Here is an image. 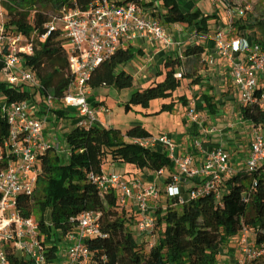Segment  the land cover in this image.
I'll use <instances>...</instances> for the list:
<instances>
[{
    "label": "trees",
    "instance_id": "obj_1",
    "mask_svg": "<svg viewBox=\"0 0 264 264\" xmlns=\"http://www.w3.org/2000/svg\"><path fill=\"white\" fill-rule=\"evenodd\" d=\"M11 9L7 18L18 31L35 41L34 55H25L26 63L42 78V89L60 99L71 80V72L60 30L54 26L47 32L46 24L54 21L63 9L77 7L87 9L94 0H7ZM135 1L144 11L156 17L163 25L180 24L193 27L196 33L210 31L218 20V13L203 12L194 0L193 6L182 11L177 0H122ZM230 7L232 5L230 4ZM236 29L264 50V10L251 13L249 10L235 22ZM248 28H256L260 36L246 34ZM131 43L118 47L108 58L101 61L90 73L86 85L91 88L113 87L116 90L131 89L123 102L125 112L139 107L144 115L171 112L175 106L174 91L185 81L203 86L201 71L207 70L203 56L204 48L193 42L181 50L180 56L167 55L159 64L156 77L148 85L134 83L130 72L124 69L136 54ZM179 73L180 77H175ZM0 94L9 100L27 97L25 91H13L0 82ZM202 108L209 114L217 112V101L209 93L201 94ZM160 100L158 110L147 112L152 100ZM177 101L186 104L179 95ZM58 102V101H57ZM99 103L93 104L97 106ZM144 111V112H143ZM242 120L264 128V105L255 102L240 104ZM54 121L60 118L74 119L64 109L54 111ZM5 133V122L0 113V141ZM151 133L142 125H133L122 132L119 128L104 127L98 122L87 128L73 124L64 140L73 149L76 163L65 166L52 146L41 158V171L30 196H19L17 207L25 217H36L47 245V260L54 263L61 253L59 241L70 231L81 212H98L100 234L87 238L85 244L90 256L85 264H216L219 249L243 228L253 235V243L261 253L250 263L264 264V162L252 172L233 171L220 187V198L200 195L197 198L178 202L176 197L167 198L164 207L156 209L153 232L157 233L155 244L142 251L144 244L137 243L131 230L132 217L125 215L112 191L99 192L88 180L90 171L99 172L103 161L131 164L139 170L158 171L171 168V162L159 149L148 151L133 142V139ZM170 182V177L166 180ZM48 210L49 224L44 223ZM134 217V216H133ZM156 230V231H155ZM10 264H30L29 261L8 253Z\"/></svg>",
    "mask_w": 264,
    "mask_h": 264
},
{
    "label": "built area",
    "instance_id": "obj_2",
    "mask_svg": "<svg viewBox=\"0 0 264 264\" xmlns=\"http://www.w3.org/2000/svg\"><path fill=\"white\" fill-rule=\"evenodd\" d=\"M212 1L228 11L227 24L217 25L212 32L215 58L226 64L240 104L264 105V50L237 31V19L231 17L229 0ZM6 5L11 7L7 0H0V82L13 91H25L28 96L9 100L0 94V113L5 122V133L0 141V264H10L8 253L30 264H85L90 256L85 240L100 234L98 212L86 210L71 218L74 226L63 236L64 254L59 253L57 260L49 263L48 244L42 241L40 225L34 217L20 213L17 198L33 193L42 155L52 147L44 131L54 116L55 104L60 103L65 111H74L78 126L89 127L98 121V112L106 110L103 106L95 108L88 101L86 81L91 71L125 42L143 40L169 47L171 37L164 25L135 1L94 0L84 10L63 9L54 21L46 24L47 32L39 36L40 40L44 39L57 26L66 40L64 47L71 80L58 100L49 93H39L42 78L24 58L35 53L33 35L27 36L9 23ZM246 10L247 7L233 8L239 18ZM175 77L180 74L176 73ZM197 116L193 109L188 110L187 118L191 123L197 122ZM259 129L255 126L253 130L245 161L246 172H252L264 162V136ZM133 142L148 151L159 149L169 158L174 174L169 175L165 194L167 198L176 197L180 203L208 194L219 199L222 182L233 173L229 154L222 145L205 149L201 137L193 138L189 145L202 155L198 164L191 151L177 153V144L169 134H151L135 138ZM105 163L103 161L99 172L90 171L88 180L99 192H114L119 207L131 202L135 233L137 236L150 233L155 224L150 201L159 200L160 188L154 183H143L139 177L128 178L112 167L105 169ZM164 169L155 173L161 175ZM44 223L50 222L44 220ZM247 232L243 228L238 234L244 236ZM260 253L261 249L250 251L248 261ZM239 254L235 249L234 257L238 260Z\"/></svg>",
    "mask_w": 264,
    "mask_h": 264
},
{
    "label": "rangeland",
    "instance_id": "obj_3",
    "mask_svg": "<svg viewBox=\"0 0 264 264\" xmlns=\"http://www.w3.org/2000/svg\"><path fill=\"white\" fill-rule=\"evenodd\" d=\"M115 1H122V0H115ZM190 1V0H179V3L182 8L185 7V4ZM192 3H194V0H191ZM197 1V0H196ZM198 2H201V7L202 10L204 11H209L212 12L213 10H216L218 13V20L219 22H216L213 25H219V26H225L228 22V11L224 8L221 7L220 4H217L213 2L212 0H199ZM229 3L232 5L231 9V17L236 20L239 18L238 14L233 12V8L235 6L239 7H247L249 12L251 13H256L258 11L264 10V0H229ZM11 7L6 5V10L7 12L10 11ZM156 18V17H155ZM215 27H211L210 31H213L216 29ZM165 28L169 31V34L172 35L174 38L177 39L176 35V30L175 29H169L167 26ZM238 31V30H237ZM250 36L252 37H258L260 36V31L256 28H248L245 30ZM193 33L196 34V36H191L193 37L192 40L193 42H203L206 39V34H209L212 36V33H209V31L206 32V34H199L196 33L193 30ZM204 35L205 38H202ZM60 40L63 45L66 44L65 37L60 35ZM176 41L179 42V45L177 46L180 50L184 49L185 46L181 44V40L178 38ZM185 42L188 43V40ZM192 43V41L190 42ZM127 44V42L124 43V45ZM186 44V43H185ZM139 51L142 52V54L139 55L140 58H137L136 61L133 62V69L132 72L135 75L134 83L136 86H146L148 85L151 81H153L156 77V75H153L150 71L152 67H154L155 63V57L154 58H149V55H146L144 57V50L142 48H138ZM149 64V65H147ZM213 70V69H210ZM201 75H204L206 72L202 73L200 72ZM206 75V74H205ZM210 75V74H209ZM211 77V76H210ZM209 77V78H210ZM225 81V80H224ZM226 82V81H225ZM202 86L190 84L189 82L185 81L183 82L175 91L172 99L175 101V106L171 112H161L158 114H150V115H144L142 111H138L139 107H135L134 110H130L128 112L124 111L123 108V102L127 99L129 92L131 89H122V90H116L113 87H99L95 90H92L91 88L86 89V93L88 97H108L107 104L109 106V111L107 105L104 103L100 106H103L106 110L98 112L97 116L101 117V119L106 120L112 124L113 127H119L123 128L128 126L130 122H141L144 123L145 128L148 130L152 131L154 134L158 132H171L174 131L175 128L177 127L175 120L178 118L179 119V125L181 127L180 130H183V123L185 122H191L187 118V112L189 109H193L194 113H196L197 116V122L200 123L201 127H207V128H213V127H227L228 124L232 125L230 127L226 128V131L224 132V135H221V139L224 141L229 140V137L238 133L239 130L238 128L242 127V125H239L240 121H243L240 118V113H239V106L240 102L238 98L234 96L232 93V84L230 82H226L224 86H214V92H213V99H217L218 103L221 100H224V102H220L218 106L219 109L217 110V113L215 115H207L204 111L203 108L201 107V99L199 93L202 91ZM222 89H227L226 92H224ZM179 95H183L186 100V104L182 105L180 102L177 101V98ZM231 96V97H230ZM237 96V95H236ZM200 102V103H199ZM161 101L156 99L152 100L150 102V105L146 111L151 112L155 108H159ZM100 104V103H99ZM98 104V105H99ZM227 104V105H226ZM98 106L97 108H99ZM96 107V106H95ZM62 105L60 103L55 104V110L61 109ZM63 109V108H62ZM100 109V108H99ZM144 112V111H143ZM66 114L73 115L75 116L76 113L74 111L67 110ZM55 117V114L54 116ZM140 117L145 118V119H140ZM72 119V118H71ZM75 119V118H74ZM72 119V120H74ZM181 119H186L184 122L181 121ZM188 119V120H187ZM137 125V124H136ZM70 117L69 118H60L57 122L53 120L52 126L50 125V129L48 130L46 128V139L50 142V144L55 148L56 152L59 154L61 157L62 161L64 162L65 166L69 165H74L76 163V158H75V153L77 149L70 148L65 140V134L67 130L70 128ZM255 127V126H254ZM251 123H247V131L244 135H247L245 138L241 139L242 144H243V149L241 154H234V151H232V154L230 158L232 157V169L233 171H239V170H244L245 167V161L248 157L249 153V145L251 143V137L253 133V128ZM260 127L259 131L260 133L264 136V128L262 126ZM178 130V131H177ZM176 132L177 134L180 132L179 129H177ZM188 134L182 135V138L180 142H184L183 139L187 136ZM224 143V144H223ZM222 143V147L225 148L226 142ZM220 144V143H219ZM232 149V147H230ZM70 153V154H69ZM185 153V151H184ZM107 166H105V169ZM139 176L140 179H142V174L145 176L141 181L143 183H154L160 188V198L157 201H150V211L156 215V209L159 207H164L165 201L167 199L166 196V191L165 187L166 184L168 183L166 180L168 179L170 174H174V168H165L163 174L157 175L154 174H148L145 170H139L136 172ZM189 184V183H187ZM124 209L125 215L128 217H132V224H131V230L135 234V239L137 243H142L144 244L142 247V251H147L148 247L150 244H155L157 240V233L151 231L148 234L145 235H138L135 233V221L133 217V205L131 202L126 204V206L121 207ZM44 218L46 221H49L48 218V210L44 213ZM34 219H37V216H34ZM156 231V230H155ZM42 241L45 244H49L45 240V235L42 234ZM59 246L61 252L64 254L65 250V245H64V240L61 239L59 241ZM235 249H238L240 254H239V260L234 257V251ZM256 249L254 247L253 243V235L250 232H247L244 236H241L238 234L237 236H234L230 238V240L220 247L219 249V254L217 257V263L216 264H253L252 262L248 261L250 258L248 256V253L250 251H253Z\"/></svg>",
    "mask_w": 264,
    "mask_h": 264
},
{
    "label": "crops",
    "instance_id": "obj_4",
    "mask_svg": "<svg viewBox=\"0 0 264 264\" xmlns=\"http://www.w3.org/2000/svg\"><path fill=\"white\" fill-rule=\"evenodd\" d=\"M177 2H178L179 7H180V9L182 11H187L193 6V3H192L191 0L188 1L185 4L184 8L181 7V5L179 3V0H177ZM202 2H203V0H202ZM196 6L199 7L202 10L201 2H197ZM202 11L205 12V13H210L209 11H204V10H202ZM217 21H219V20H217ZM165 26H167L169 29L171 28L172 30L175 29L177 31L176 32L177 39L179 38L181 40V44H183L185 47L188 46L189 44H191L190 43L191 41L193 43V40H192L193 37H191V36H193V35L196 36V34L193 33V30H194L193 27H187L186 28L184 25H180V24H167V25H164V27ZM215 26L216 25H213V24L211 25V27H215ZM166 31L169 33V31L167 29H166ZM210 33H212V32H210ZM199 34H206V31L199 32ZM170 37H171V45L169 47H164V46L157 45V44H151V43H148V42L143 41V40H137V41H133V42H128V43H131L133 46H135L137 52H136V54L134 56V59H132L129 63H127L124 66V69L127 70L128 72H130L132 74L133 78L135 79V75L132 72L133 62L136 61L137 58H140L139 55L142 54V52L139 51L138 48H142L144 50V57L146 55H149V58H154L155 57L154 67H152L150 72L153 75H156L158 73L159 64L161 63V61L163 60V58L165 56L171 55V56L175 57V56H180V54H181V50L177 47L179 45V42L176 41L177 39L174 38L172 35H170ZM202 38H205L204 35H203ZM205 39L206 40L203 41V42H197V43H200L203 46V48H204L203 56H204V58L207 61V70L204 71V72H206L205 73L206 75L205 74L203 75V77H204V81L203 82L205 84L201 87L202 91L199 93V95L201 96L202 93H209V95L213 96V92H214V88H215L214 86H216V87L217 86L218 87L219 86H224L226 82H230L231 83V80H230L229 75H228V70H227L226 64L224 62H222L220 59L215 58L214 49H213V43H212V36L209 35V34H206V38ZM186 40H188V43L185 42ZM211 59H213V60L210 61ZM147 65H149V64H147ZM210 69H213V70H210ZM204 72L202 71V73H204ZM159 78L160 77L157 76V79H159ZM95 89H97V88H94L92 90H95ZM222 90L224 92H226L227 89H222ZM232 93L237 98V96H236L237 94L235 93V90L233 88H232ZM108 97H109V95H108ZM108 97H106V96L105 97H101V96L88 97V101L90 102V104L92 106H94L93 104H95V103H100L95 108H97L98 106H100V105L105 103L107 105L108 111H109V106L107 104ZM213 100L216 101L217 99H213ZM200 102L202 104V101H200ZM220 102H224V100H221ZM219 103L217 101V110L219 109V107L221 108V106H218ZM201 107H202V105H201ZM156 110H158V108H155L151 112H155ZM203 111L207 115L209 114L208 112H206L207 111L206 109H203ZM209 115H211V114H209ZM140 119H145V118L140 117ZM53 120H54V117L50 118L48 126L46 127L48 130L50 129V125L52 126ZM185 120L186 119H181V121H183V122ZM73 121L74 120L70 119V124H73ZM97 122L100 125L104 126V127H113L110 122L101 119L100 116L98 117V121ZM179 122L180 121L177 118L175 120V123L177 125L175 130L171 131V132H165V134H169L170 136H172V138L176 142L177 147H178V152H177L178 154L181 155V154H184V151L185 152L191 151V153H193V155H194L195 164H198V163L201 162L202 155H201V153H198L197 151H195V150H193V149H191L189 147V145H190L191 141L193 140V138L201 137L203 139L205 149H209L212 146L217 145L219 143H220V145H222L223 142H226V144H225V148L226 149L225 150L229 154L230 165L232 164V157L230 158V156L232 154V151H234V149H235V153L234 154H236V153H237V155L241 154L242 149H243V144H242L241 139H243V138H245L247 136V135L243 136V133L245 134L246 131H247V129H246L247 123H251V122L245 121V120L240 121L239 125L240 126L242 125V127L238 128L239 132L229 137V140H231V141H228V140L224 141L223 139H221L220 136L225 134L224 132L226 131L227 127L232 126L230 124H228L226 128L223 127V126L221 127V125L219 127L207 128V127H201L199 122L191 123V122L188 121V122L183 123L184 124L183 125L184 129L180 130L181 127L179 125L180 124ZM136 124L144 126V123L141 122V120H139V122H135V121L134 122L133 121L130 122L128 124V126H126V127H123V128L115 127V128H119L122 132H124L126 129H128L129 127H131L133 125H136ZM252 126L254 127L253 124H252ZM46 128H45V131H44L45 136H46ZM177 129L180 130V132L178 134L176 132ZM253 130H254V128H253ZM148 131L151 134H153V135L163 134V132H158V133L154 134L152 131H150V130H148ZM185 134H188V135L183 139L184 142L182 143V142H180V140L182 138V135H185ZM230 147H232V149H230ZM249 148H250V145H249ZM249 152H250V149H249ZM248 156H249V153H248ZM105 166H107V168L112 167L113 169H115L116 171L122 173L124 176H126L128 178H131V177H139L140 178V176L136 173L138 171V169L135 168L131 164L118 163V162L111 163L109 161H106V163L104 164L103 168ZM145 171L148 172V174H154L155 175V171H149V170H145ZM141 176H142V179L145 177L143 174ZM183 195H184V193H183ZM237 235H235V236H237Z\"/></svg>",
    "mask_w": 264,
    "mask_h": 264
}]
</instances>
